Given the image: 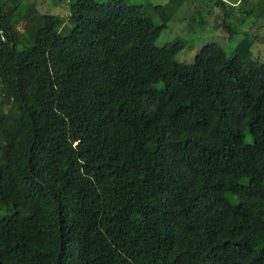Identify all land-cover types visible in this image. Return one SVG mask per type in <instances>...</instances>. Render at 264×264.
Here are the masks:
<instances>
[{"label": "trees", "instance_id": "16d2710c", "mask_svg": "<svg viewBox=\"0 0 264 264\" xmlns=\"http://www.w3.org/2000/svg\"><path fill=\"white\" fill-rule=\"evenodd\" d=\"M9 2L0 264H264V62L251 42L178 61L185 40L156 43L161 6L157 22L123 0H74L63 34L60 16ZM248 11L264 15V0Z\"/></svg>", "mask_w": 264, "mask_h": 264}, {"label": "rangeland", "instance_id": "374dc122", "mask_svg": "<svg viewBox=\"0 0 264 264\" xmlns=\"http://www.w3.org/2000/svg\"><path fill=\"white\" fill-rule=\"evenodd\" d=\"M0 1L4 2V7L10 5L9 0ZM72 1L74 0H23L20 6L21 15L26 13L27 6L30 11L56 14L65 25L61 33L66 34L73 24L68 17L69 3ZM258 1L242 0L239 6L231 9L228 4L224 7L218 6L216 0H123L127 5H141L157 22L160 17L155 10L156 6H161L170 13L171 19L161 30L156 43L160 46L175 38L185 40L186 45L175 56L178 61H192L196 51L203 47L210 51L223 49L231 55L246 38L251 42L249 57L264 62V15H252L248 11ZM229 26L233 30L230 31ZM10 104L0 91V110L7 111ZM245 140L252 141L249 132L246 133ZM6 214L8 212L0 210L1 216Z\"/></svg>", "mask_w": 264, "mask_h": 264}, {"label": "built area", "instance_id": "2783aa9c", "mask_svg": "<svg viewBox=\"0 0 264 264\" xmlns=\"http://www.w3.org/2000/svg\"><path fill=\"white\" fill-rule=\"evenodd\" d=\"M0 32H1V30H0ZM2 39H4V37L2 36Z\"/></svg>", "mask_w": 264, "mask_h": 264}]
</instances>
